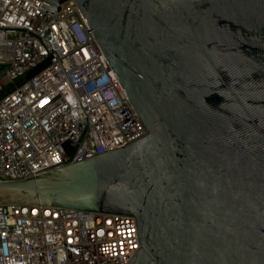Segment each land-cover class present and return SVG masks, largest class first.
<instances>
[{
    "label": "water",
    "instance_id": "water-1",
    "mask_svg": "<svg viewBox=\"0 0 264 264\" xmlns=\"http://www.w3.org/2000/svg\"><path fill=\"white\" fill-rule=\"evenodd\" d=\"M74 2L146 134L2 181L0 205L131 216L126 264H264V0Z\"/></svg>",
    "mask_w": 264,
    "mask_h": 264
},
{
    "label": "built area",
    "instance_id": "built-area-1",
    "mask_svg": "<svg viewBox=\"0 0 264 264\" xmlns=\"http://www.w3.org/2000/svg\"><path fill=\"white\" fill-rule=\"evenodd\" d=\"M42 2L0 0V182L146 134L74 0L56 13ZM137 248L128 215L0 205V264H126Z\"/></svg>",
    "mask_w": 264,
    "mask_h": 264
}]
</instances>
